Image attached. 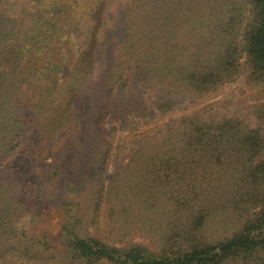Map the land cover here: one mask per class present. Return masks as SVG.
Wrapping results in <instances>:
<instances>
[{"label": "trees", "instance_id": "trees-1", "mask_svg": "<svg viewBox=\"0 0 264 264\" xmlns=\"http://www.w3.org/2000/svg\"><path fill=\"white\" fill-rule=\"evenodd\" d=\"M247 3L250 18L238 35L242 45L235 37L213 42L212 35L207 46L201 45L188 59L174 61L161 55L156 44L161 27H151L148 44H143L148 50L140 60V79L175 89L183 97L184 91L203 95L235 81L244 58L247 79L264 89V0ZM105 9L102 0H33L15 17L0 10V184H29L32 178L25 174L41 166L43 151L56 136L78 126L91 103L97 131L112 119L119 69L108 64L94 76ZM129 31L138 45L140 35ZM203 46L204 55L198 57ZM91 83L93 91L85 92ZM258 119L264 124V101ZM177 134L178 144L145 175L168 187L176 214L187 215L186 226L162 237L153 251L142 244H113L80 231L87 207L80 191L59 204L65 216L60 248L47 259L55 264H249L264 254V135L238 120L207 123L191 117H184ZM221 170L230 171L236 184L226 202L215 199L204 186ZM3 203L0 264H10L25 256L19 252L30 237L23 223L13 225L17 207ZM227 212L237 228L227 236L210 235L208 224ZM36 219V212L31 213L29 221Z\"/></svg>", "mask_w": 264, "mask_h": 264}, {"label": "rangeland", "instance_id": "rangeland-1", "mask_svg": "<svg viewBox=\"0 0 264 264\" xmlns=\"http://www.w3.org/2000/svg\"><path fill=\"white\" fill-rule=\"evenodd\" d=\"M32 1L0 0V10L15 17L20 7L30 6ZM102 3L106 5L105 24L98 31L94 76H100L108 64H112L113 70L119 69L121 79L113 86V117L97 131L92 124L95 105L91 103L78 126L56 136L54 143L43 151L41 166L25 174L32 178L29 184H0V202L17 207L13 225L23 223L30 237L19 252L25 256L10 264H55L47 257L60 248L59 231L65 216L59 204L80 191L82 203L89 207L84 206L82 211L80 231L83 228L86 235L100 236L120 246L142 244L156 250L162 237L179 231L188 221L187 215L176 214L171 206L168 187L146 178L148 170L156 169L155 162L163 153L178 144L177 132L184 117L207 123L238 120L264 135V124L258 119L264 89L247 79L244 58L243 71L235 81L203 95L184 91L187 96L183 97L175 89L140 79V60L148 50L143 44H148L151 27H161L156 43L161 55L174 61L188 59L197 55L199 47L212 35L213 42L222 37H235L239 42L238 35L250 18L247 0ZM130 29L140 35L138 45L130 39ZM239 44L242 45L241 41ZM206 46L198 57L204 55ZM92 83L85 92L93 91ZM155 177L153 174L152 179ZM3 178L7 176L4 174ZM209 183L204 186H209L213 197L221 202L229 200L226 194L236 186L231 172L225 170L214 174ZM33 212L37 219L31 223ZM236 228L232 214L227 212L212 219L208 233L227 236ZM256 258L249 264H264V254Z\"/></svg>", "mask_w": 264, "mask_h": 264}]
</instances>
